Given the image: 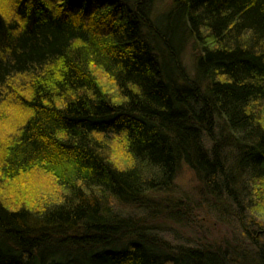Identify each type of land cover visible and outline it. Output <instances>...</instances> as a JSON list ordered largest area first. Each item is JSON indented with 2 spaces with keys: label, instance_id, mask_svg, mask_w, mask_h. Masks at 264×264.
Instances as JSON below:
<instances>
[{
  "label": "trees",
  "instance_id": "1",
  "mask_svg": "<svg viewBox=\"0 0 264 264\" xmlns=\"http://www.w3.org/2000/svg\"><path fill=\"white\" fill-rule=\"evenodd\" d=\"M7 1L0 264H264V0Z\"/></svg>",
  "mask_w": 264,
  "mask_h": 264
},
{
  "label": "rangeland",
  "instance_id": "2",
  "mask_svg": "<svg viewBox=\"0 0 264 264\" xmlns=\"http://www.w3.org/2000/svg\"><path fill=\"white\" fill-rule=\"evenodd\" d=\"M10 5L8 4L7 0H0V14L5 17L10 12ZM187 55L184 57V62L189 70V72H192V58L190 53H186ZM23 111L19 110L14 107H5L0 106V144H5L8 142L9 138L13 135V127L16 126L18 119L22 116ZM36 174H32L33 181L32 184L35 185V187H38L41 190H45L48 183L46 180H49V176L51 174L49 172H46V170H43L42 167L36 168ZM175 186L177 189V193L173 196V199L181 198L182 195H188L193 196L194 193H196L197 188V181L191 171L188 169H183L181 173L178 175L175 181ZM29 185V183L27 184ZM197 213V212H196ZM205 215H200L199 219L195 221V225L201 226L203 223H206L205 220L207 218L204 217ZM202 220V221H200ZM216 221V220H212ZM176 229V227L174 228ZM185 232V231H184ZM182 234V232L180 231ZM186 233V232H185ZM187 234V233H186ZM188 235V234H187ZM189 236V235H188ZM165 237L168 239H172L173 235L172 233H166ZM197 239V236L194 240Z\"/></svg>",
  "mask_w": 264,
  "mask_h": 264
}]
</instances>
